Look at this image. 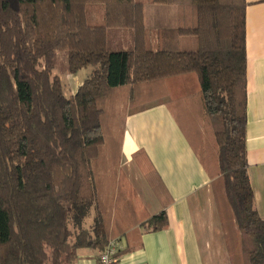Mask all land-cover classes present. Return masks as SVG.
<instances>
[{
    "label": "trees",
    "instance_id": "trees-1",
    "mask_svg": "<svg viewBox=\"0 0 264 264\" xmlns=\"http://www.w3.org/2000/svg\"><path fill=\"white\" fill-rule=\"evenodd\" d=\"M153 2L180 10L156 50L137 0H0V264H77L79 249L103 252L133 227L166 228V211L148 213L120 151L127 114L187 74L199 84L189 134L211 175L225 253L230 264H264L246 149L247 2ZM93 6L98 25L88 22ZM122 30L132 46L113 49ZM59 63L70 74L92 68L74 95L53 74ZM143 156L133 160L151 179Z\"/></svg>",
    "mask_w": 264,
    "mask_h": 264
},
{
    "label": "crops",
    "instance_id": "crops-1",
    "mask_svg": "<svg viewBox=\"0 0 264 264\" xmlns=\"http://www.w3.org/2000/svg\"><path fill=\"white\" fill-rule=\"evenodd\" d=\"M138 2L144 7L147 39L156 50L159 31L179 27V7L153 0ZM246 2L248 175L256 209L264 219V0ZM113 38L117 40L116 50H127L132 46L129 31H118ZM181 44L186 46V40L181 39ZM91 72L92 68H86L69 74L67 81L76 86L71 95ZM195 81L198 84L193 74L163 80L157 98L126 116L121 167L132 166L138 174L137 184L122 169L139 199L151 216L165 210L168 224L158 232H147L136 226L114 238L112 243L118 254L116 264H208V259H218L214 256L215 250H218V260L222 264H230L223 247L220 224L197 222L198 214L204 209L211 175L203 166L199 150L189 134V110L194 109L191 102L199 93V84L197 88ZM189 84L193 92H190ZM139 152L144 153L139 160L152 181L133 160ZM144 182L150 183L148 190ZM154 184L160 195L152 189ZM100 253L88 248L79 249L77 264H97Z\"/></svg>",
    "mask_w": 264,
    "mask_h": 264
},
{
    "label": "rangeland",
    "instance_id": "rangeland-1",
    "mask_svg": "<svg viewBox=\"0 0 264 264\" xmlns=\"http://www.w3.org/2000/svg\"><path fill=\"white\" fill-rule=\"evenodd\" d=\"M138 1H142V2H147L148 0H138ZM87 18H88V22L91 24V25H98L100 23H102L103 21V18H102V9L99 8V6H93V7H90L88 9V13H87ZM112 44H113V49H117L118 46L115 42H117L116 39L112 38L110 39ZM59 57V60L62 62L64 59L63 56H61L60 54L58 55ZM54 75L58 76L59 79L61 80L62 84H63V89H64V92L67 96L71 95L74 91H75V87L71 85V81H67L68 80V76L70 73L68 72H65V71H62L61 69V66H60V63L58 64V67L54 70L53 72ZM193 77V76H192ZM191 82V81H190ZM196 82V86L198 88V84H197V81ZM193 83V81H192ZM189 89H192L190 90V92H193V88L191 87V84H189ZM188 89V90H189ZM154 100V99H152ZM123 111L125 110H122V113ZM131 112V111H130ZM123 169H125L127 171V173L130 175V178L132 179V181L137 184V178H138V174L136 173V171L132 168V166H127V165H123L122 166ZM147 182V181H146ZM144 182V185H145V188L146 190H148V186L149 184ZM156 188V189H155ZM152 189L155 190V192L157 193V195H160V190L157 188L156 184H154L152 186ZM150 191V190H149ZM203 212L202 213H199L198 214V217H197V222L200 224H220L219 220L217 219L216 215H215V211H214V204L212 202V197H211V193L210 191L206 193V197H204V202H203ZM150 211H152V209H150ZM92 223V218H90L88 221H87V225H90ZM215 257H217L219 259V252L218 250H215ZM213 256V257H214ZM215 259V258H214ZM208 259V264H222L220 260L218 259Z\"/></svg>",
    "mask_w": 264,
    "mask_h": 264
},
{
    "label": "built area",
    "instance_id": "built-area-1",
    "mask_svg": "<svg viewBox=\"0 0 264 264\" xmlns=\"http://www.w3.org/2000/svg\"><path fill=\"white\" fill-rule=\"evenodd\" d=\"M116 251L113 243L100 253L97 264H116Z\"/></svg>",
    "mask_w": 264,
    "mask_h": 264
}]
</instances>
